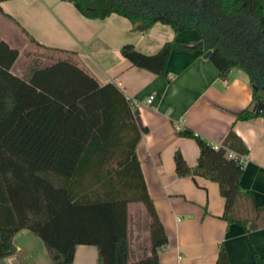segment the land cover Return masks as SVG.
<instances>
[{
    "label": "trees",
    "instance_id": "16d2710c",
    "mask_svg": "<svg viewBox=\"0 0 264 264\" xmlns=\"http://www.w3.org/2000/svg\"><path fill=\"white\" fill-rule=\"evenodd\" d=\"M2 1V0H0ZM87 18L111 13L126 17L132 28L146 31L156 22L174 32L195 30L202 51L220 77L238 68L248 75L251 105L237 120L263 116L264 2L262 0H69ZM1 11V10H0ZM29 41L65 57L35 65L26 77L11 71L18 50L0 38V259L16 250L13 235L28 229L43 242L50 264L72 261L75 245L94 244L96 264H159L158 249L167 236L147 192L136 146L145 128L137 109L113 82L99 83L71 59V51ZM184 41H165L154 53L132 43L121 55L136 67L164 75L172 50L192 49ZM180 136L198 146L190 167L181 152L173 154L178 176L199 175L217 182L224 199L221 218L245 231L264 226V204L240 186L242 163L228 157L187 126ZM234 136L229 130L226 139ZM140 202L150 217V255L127 259L128 206ZM214 264H231L220 245ZM247 264H264L255 252Z\"/></svg>",
    "mask_w": 264,
    "mask_h": 264
},
{
    "label": "crops",
    "instance_id": "0c3cea01",
    "mask_svg": "<svg viewBox=\"0 0 264 264\" xmlns=\"http://www.w3.org/2000/svg\"><path fill=\"white\" fill-rule=\"evenodd\" d=\"M0 10V38L18 50L12 72L26 77L43 60L65 57L29 41L23 28L43 46L71 51V59L99 83H115L136 107V122L145 131L135 150L167 236L158 249L159 264H214L220 245L231 264L250 263L255 252L264 258V226L245 231L225 221L217 182L199 175L178 176L173 160L179 150L190 167L196 163L195 140L177 133L187 126L225 147L226 156L229 151L237 155L243 168L241 188L264 204V117L235 118L237 111L251 105L252 87L245 71L233 68L220 77L209 55L203 56L195 30L174 32L170 25L156 22L142 32L116 13L87 18L69 0H2ZM171 39L193 48L172 50L164 75L132 65L120 52L123 44L132 43L151 54ZM229 130L234 136L226 139ZM140 217L133 218L131 245L127 235L129 263L150 255V220L142 210ZM12 241L15 252L0 264H50L43 242L28 229L18 230ZM97 254L94 244L78 243L67 264H96Z\"/></svg>",
    "mask_w": 264,
    "mask_h": 264
},
{
    "label": "rangeland",
    "instance_id": "374dc122",
    "mask_svg": "<svg viewBox=\"0 0 264 264\" xmlns=\"http://www.w3.org/2000/svg\"><path fill=\"white\" fill-rule=\"evenodd\" d=\"M43 58V57H42ZM44 59V58H43ZM42 60V59H41ZM49 60H43L42 62H41V64H44V63H46V62H48ZM37 65H39V64H37ZM15 73H17L16 71H15ZM141 210H142V214H144L145 215V217H146V219L148 220H150V217H149V215H148V213H147V211H146V209H145V207L140 203V202H133V203H130L129 204V207H128V225H127V227H128V233H127V235H128V241H129V244L131 245V240H130V238L132 237V232L134 231V229H133V218L135 217V218H137V217H139L138 219H141V217H140V214H141ZM134 216V217H133ZM137 219V220H138Z\"/></svg>",
    "mask_w": 264,
    "mask_h": 264
},
{
    "label": "water",
    "instance_id": "95a60500",
    "mask_svg": "<svg viewBox=\"0 0 264 264\" xmlns=\"http://www.w3.org/2000/svg\"><path fill=\"white\" fill-rule=\"evenodd\" d=\"M200 46H202V42L199 43ZM211 50H206L204 52V57L208 56L210 54ZM255 110L259 111V110H264V102H257Z\"/></svg>",
    "mask_w": 264,
    "mask_h": 264
},
{
    "label": "built area",
    "instance_id": "2783aa9c",
    "mask_svg": "<svg viewBox=\"0 0 264 264\" xmlns=\"http://www.w3.org/2000/svg\"><path fill=\"white\" fill-rule=\"evenodd\" d=\"M151 99H152V96H149L147 99H146V101L147 102H150L151 101ZM216 146H218V144L216 145ZM229 156L230 157H237V155L234 153V152H232V151H229ZM238 158V157H237ZM240 160V159H239ZM240 162H241V160H240ZM242 163V162H241Z\"/></svg>",
    "mask_w": 264,
    "mask_h": 264
}]
</instances>
